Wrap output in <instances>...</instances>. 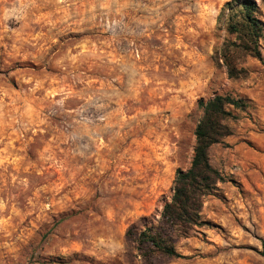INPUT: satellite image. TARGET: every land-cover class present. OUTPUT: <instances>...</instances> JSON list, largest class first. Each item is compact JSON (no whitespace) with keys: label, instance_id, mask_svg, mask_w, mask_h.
Masks as SVG:
<instances>
[{"label":"rangeland","instance_id":"1","mask_svg":"<svg viewBox=\"0 0 264 264\" xmlns=\"http://www.w3.org/2000/svg\"><path fill=\"white\" fill-rule=\"evenodd\" d=\"M225 1L0 0V264H146L126 231L156 221L197 100L224 93L249 106L208 149L204 222L151 264H264V34L228 78Z\"/></svg>","mask_w":264,"mask_h":264},{"label":"trees","instance_id":"2","mask_svg":"<svg viewBox=\"0 0 264 264\" xmlns=\"http://www.w3.org/2000/svg\"><path fill=\"white\" fill-rule=\"evenodd\" d=\"M256 13L254 0H227L219 9L216 21L233 36L215 51L228 78L245 77V69L238 66L244 56L258 59L261 56L259 41L264 34V23ZM248 106L247 99L228 93L197 100L201 113L193 129L194 144L188 167L176 169L170 197L163 203L156 221L137 231L133 228L126 231V237L134 242L137 255L144 263L151 264L158 256L180 257L174 249L173 237L186 236L194 227L203 224L200 218L202 200L221 180L209 162L208 149L230 134L228 121L237 119ZM262 254L264 258V252Z\"/></svg>","mask_w":264,"mask_h":264}]
</instances>
